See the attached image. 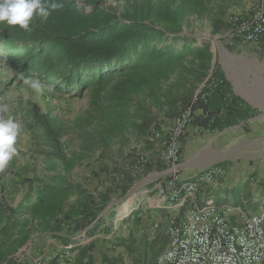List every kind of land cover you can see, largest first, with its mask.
Returning <instances> with one entry per match:
<instances>
[{
  "label": "trees",
  "instance_id": "16d2710c",
  "mask_svg": "<svg viewBox=\"0 0 264 264\" xmlns=\"http://www.w3.org/2000/svg\"><path fill=\"white\" fill-rule=\"evenodd\" d=\"M239 1L43 0L60 7L50 10L47 20L34 17L30 31L0 23V52L14 71L13 81L37 78L75 96L91 91L90 108L70 125L51 109L44 112L37 103L17 101L12 113L20 129L32 134L33 156L43 173L31 182L37 184L33 203L2 209L0 264H19L35 233L58 237L66 227L84 229L93 222L90 218H97L96 210L106 204L99 207L92 194L71 180L72 172L95 156L104 160L130 132L154 137L161 121L177 119L190 107L202 109L193 124L208 130L247 116L222 71H211L210 40L183 34L182 27L190 16L211 17L214 34L226 31L224 15ZM209 77L222 83L207 103L195 101ZM70 132L77 134L79 147L67 153L63 139ZM73 197L78 200L70 204ZM62 240L77 251L82 239Z\"/></svg>",
  "mask_w": 264,
  "mask_h": 264
},
{
  "label": "rangeland",
  "instance_id": "374dc122",
  "mask_svg": "<svg viewBox=\"0 0 264 264\" xmlns=\"http://www.w3.org/2000/svg\"><path fill=\"white\" fill-rule=\"evenodd\" d=\"M236 4L237 2L225 13L224 22H228L232 7ZM182 27L183 34L197 38L199 41L210 40L211 49L214 53L211 71H222L224 79L231 84L234 96L247 109V116L222 129L208 130L200 126V124H192L186 128L180 140L181 158L185 145L184 138L188 137L189 132L191 134L194 132V135L198 136L199 139L190 143L191 151L200 148L204 161L208 160L214 165L222 163L228 167L226 183L230 180L229 186L231 189H227L228 185L227 188L221 189L225 194H231V199L227 201L230 203L226 204L240 206L250 213L256 212L260 208H264V186L258 181L260 180V177H258L260 172L264 173V51H259L249 46L233 44L226 38V31L214 34L211 17L198 19L195 16H190ZM221 47L229 52L230 55H226ZM1 54L0 57L4 58L3 54ZM0 69L6 74L5 84L2 86L4 95L0 91V108L4 106L8 108L7 112L0 111V114L7 115L9 112L12 113L17 101L22 100L24 102L37 103L44 112L51 109L54 115H58L70 125L90 108V90H87L83 96H75L73 92L66 93L35 78L32 80L39 81L41 85L40 90L37 91L25 82L20 84L17 81H13L14 71L7 59L0 60ZM3 96L8 100L2 101ZM202 113V109L196 110V118L201 117ZM0 118L2 117L0 116ZM174 120L166 118L160 122L161 127L158 128V133L161 135L160 139L151 135L147 138H142L130 132L126 138L113 145V152L107 154L104 160L101 161L95 156L79 165L71 180L80 183L87 190L99 187L103 192L108 189L107 186L110 184L108 187L113 190L110 197L117 204L122 203L127 197H124L116 188H111L116 185V181L113 180V183L111 177H108V182L105 183V172L108 175L109 172H112V174L116 175L125 174L129 176L124 181L127 183L128 190L136 184L132 194L140 193L142 188L150 190L153 185L165 179L162 173L166 171L167 167L159 154L165 150L164 138L168 130L173 126ZM19 123L21 124V122ZM27 136L30 144L27 145L26 149L29 148L30 155L19 154L17 158L14 157L11 184H9L10 178H4L5 173L9 171V166L7 165L6 171H2L4 172L2 175L0 173V184L4 182L11 185L9 193L6 194L7 197L4 196L5 193L2 190L3 203L9 209L17 208L21 199L32 195V188L29 187L31 176L33 174L41 175L42 173L40 166H38L39 159H34L35 168H32L31 160L34 157L32 149L35 146L32 134L28 132ZM22 141H24V132L21 133L19 131L14 145L16 150L23 144ZM63 141L67 153L76 151L79 147V139L75 132H70L64 137ZM218 155L222 156L224 160L217 162ZM138 157L145 159L142 165H137L136 158ZM157 166L160 167L159 171H157L159 174H154L152 167L156 170ZM229 171L231 172L230 177ZM80 174L83 176H80ZM150 181L152 182L149 183ZM28 188H30L29 192ZM240 190H242L241 193H239ZM224 200L226 201L225 198ZM236 201H239V204H236ZM109 244H111V247L108 248V251H113L118 256L113 259V263L108 256L102 255L96 260L93 259L91 262L87 261L82 264H154L155 262V257L147 251L143 256L136 257L131 254V249L128 252L120 250L119 243ZM127 253H129L128 256ZM61 256V259L65 257L64 254H61ZM66 263L70 262L67 261Z\"/></svg>",
  "mask_w": 264,
  "mask_h": 264
},
{
  "label": "built area",
  "instance_id": "2783aa9c",
  "mask_svg": "<svg viewBox=\"0 0 264 264\" xmlns=\"http://www.w3.org/2000/svg\"><path fill=\"white\" fill-rule=\"evenodd\" d=\"M226 38L233 44L264 51V0H240L232 7ZM222 83L207 78L195 101L207 103L212 90ZM195 111L186 109L174 120L159 154L168 168L159 184L161 200L171 206L167 220L169 243L156 264H264V209L248 214L242 208L220 205L203 195V186L219 183L227 173L216 164L187 177L180 169L181 138L193 124ZM199 129V128H197ZM154 137L160 139L158 131ZM145 162L137 158V165ZM68 249V248H67Z\"/></svg>",
  "mask_w": 264,
  "mask_h": 264
},
{
  "label": "crops",
  "instance_id": "0c3cea01",
  "mask_svg": "<svg viewBox=\"0 0 264 264\" xmlns=\"http://www.w3.org/2000/svg\"><path fill=\"white\" fill-rule=\"evenodd\" d=\"M1 53V52H0ZM2 55V54H1ZM0 60H4V58L0 57ZM6 74L0 69V91L3 93L2 86L5 84ZM4 95V93H3ZM8 99L5 96L2 97V101H6ZM2 118H7L11 116L19 125V131L21 133L24 132V141L21 144L20 148H17L16 152L13 154L12 159L9 161V171L5 173L4 178H10L9 181L11 184L12 182V164L14 161V157L17 158L19 154H28L30 155L29 148L27 145L30 144L28 140V131H22L20 129L21 124L20 121L15 117L13 113L9 112L7 115L0 114ZM197 131V130H195ZM188 137L184 138L185 145L182 151V160L180 164V169L183 174L187 177H193L196 173L200 172L201 170L213 166L214 164L204 161L203 160V153L200 148L194 149L191 151L190 143H193L194 140L199 139L198 136L194 135V132L188 133ZM188 140L186 141V139ZM24 145V148H23ZM31 160L32 168H35V157H32ZM223 161V157L218 155V161ZM211 164V165H209ZM222 164V163H221ZM216 165V164H215ZM40 169L42 167L40 162L38 164ZM226 166V165H225ZM78 167V166H77ZM77 167L72 172L71 177H73V173L77 172ZM154 167V166H153ZM152 171L154 174H159V166L157 169H153ZM7 166L3 169L6 171ZM3 170H0L1 175L4 173ZM43 173V171H42ZM41 173V175H42ZM228 173V167H227ZM226 176L222 179L219 183H213L206 186H203V195L205 197H212L216 203L220 205H232L226 204L230 203L227 202L231 199V194H225L222 190L229 186L230 180L226 183ZM163 176L166 178L168 175V169L162 173ZM41 175H32L29 181V187L32 188V195L21 199L18 202L17 208L23 204H27L29 201L33 203L36 199L37 193V184L31 183L35 177ZM80 176H83L80 174ZM116 178H115V177ZM231 176V172L229 171V177ZM105 183L108 181V177H111L112 181H116V185L112 186L111 188H116L118 192H120L124 197L127 198L120 204L114 203L115 201L110 197L111 190L107 186V190L104 192L99 187H93L90 190H87L83 185L73 181L76 184L83 186L90 194H92L95 199L96 203L100 206L106 204L105 208L100 210L98 208L96 210L97 218L93 219L90 218V225L86 226L84 229H75V226L66 227L63 231L58 233V237L51 235L50 233H35L32 237V240L27 244L24 251L20 254L19 264H82L85 262H91V260H96L97 258L101 257L102 255L108 256L110 260L117 258V254L113 251H108V248L111 247L109 243H119V249L123 251H129L131 249V254L133 256H143L144 253L147 251L149 254L151 253L156 259L157 257L166 250L168 243H169V236L167 234V220L168 216L171 214V206L167 202L161 200L159 194V183L152 186L150 190H146L145 188L141 189V192L138 194H132L133 188L128 190L127 183L124 181L126 177H129L125 174H112L109 172V175L105 172ZM114 177V178H112ZM228 177V178H229ZM262 186H264V173L260 172L259 176ZM120 182V183H119ZM150 181L149 183H151ZM237 182V181H236ZM114 183V181H113ZM235 183V182H234ZM2 182L0 184V227L4 224L5 218L2 215V209H9L2 200V190H4V196L9 193L11 189V185ZM13 184V183H12ZM126 184V185H125ZM138 185V184H137ZM228 185V186H227ZM4 188V189H3ZM9 188V189H8ZM28 188V192L30 191ZM8 189V191H7ZM89 189V188H88ZM222 189V190H221ZM227 189H231L230 186ZM152 193V194H151ZM230 193V191H229ZM26 197V196H25ZM226 199V201L224 200ZM264 199V198H263ZM78 200V197H73L70 200V204H75ZM235 206V205H232ZM241 208L240 206H236ZM12 208V207H10ZM15 210L14 208H12ZM70 207H67L69 210ZM264 209V208H260ZM259 209V210H260ZM244 210V209H243ZM257 210V211H259ZM245 211V210H244ZM256 211V212H257ZM247 212V211H245ZM248 214H252L255 212H247ZM100 219L98 227L94 230L93 234L87 236V232L97 223ZM82 239L81 246L77 251H70L65 246L62 239ZM105 242V243H103ZM118 249V251H119ZM137 251V252H136ZM61 254H64L65 257L61 259ZM129 253H127L128 256ZM140 259V258H139ZM70 263H66V262Z\"/></svg>",
  "mask_w": 264,
  "mask_h": 264
},
{
  "label": "clouds",
  "instance_id": "9594fccd",
  "mask_svg": "<svg viewBox=\"0 0 264 264\" xmlns=\"http://www.w3.org/2000/svg\"><path fill=\"white\" fill-rule=\"evenodd\" d=\"M60 5L53 3L46 5L43 0H0V23L21 30L30 31V23L34 17L47 20L50 10ZM31 88L39 91L40 83L35 80H26ZM7 112V106L0 108ZM19 133L18 123L11 117L0 118V170H3L16 152L14 147Z\"/></svg>",
  "mask_w": 264,
  "mask_h": 264
},
{
  "label": "water",
  "instance_id": "95a60500",
  "mask_svg": "<svg viewBox=\"0 0 264 264\" xmlns=\"http://www.w3.org/2000/svg\"><path fill=\"white\" fill-rule=\"evenodd\" d=\"M221 48H222V50H223V52H224V53H229V52H227L226 50H224V48H223V47H221Z\"/></svg>",
  "mask_w": 264,
  "mask_h": 264
},
{
  "label": "bare ground",
  "instance_id": "6f19581e",
  "mask_svg": "<svg viewBox=\"0 0 264 264\" xmlns=\"http://www.w3.org/2000/svg\"><path fill=\"white\" fill-rule=\"evenodd\" d=\"M226 55L228 54V55H230L229 53H225Z\"/></svg>",
  "mask_w": 264,
  "mask_h": 264
}]
</instances>
